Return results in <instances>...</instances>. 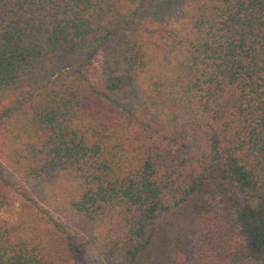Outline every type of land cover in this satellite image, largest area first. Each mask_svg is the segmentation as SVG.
Segmentation results:
<instances>
[{"label":"trees","instance_id":"1","mask_svg":"<svg viewBox=\"0 0 264 264\" xmlns=\"http://www.w3.org/2000/svg\"><path fill=\"white\" fill-rule=\"evenodd\" d=\"M0 264H264V0H0Z\"/></svg>","mask_w":264,"mask_h":264},{"label":"rangeland","instance_id":"2","mask_svg":"<svg viewBox=\"0 0 264 264\" xmlns=\"http://www.w3.org/2000/svg\"><path fill=\"white\" fill-rule=\"evenodd\" d=\"M18 212V205L11 206L4 208L1 213L0 217L7 221H16V216ZM85 256L87 260L90 262V264H105L103 259L97 255V253L90 247L85 246Z\"/></svg>","mask_w":264,"mask_h":264}]
</instances>
